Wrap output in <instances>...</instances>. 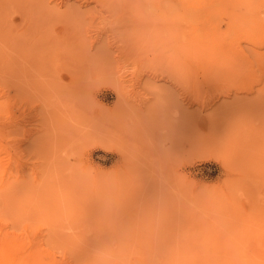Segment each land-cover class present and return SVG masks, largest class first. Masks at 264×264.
<instances>
[{"label": "rangeland", "instance_id": "rangeland-1", "mask_svg": "<svg viewBox=\"0 0 264 264\" xmlns=\"http://www.w3.org/2000/svg\"><path fill=\"white\" fill-rule=\"evenodd\" d=\"M120 1L0 0V264H264V0Z\"/></svg>", "mask_w": 264, "mask_h": 264}, {"label": "bare ground", "instance_id": "bare-ground-1", "mask_svg": "<svg viewBox=\"0 0 264 264\" xmlns=\"http://www.w3.org/2000/svg\"><path fill=\"white\" fill-rule=\"evenodd\" d=\"M105 1H106V0H105ZM114 1H116V0H113V4H115ZM119 1H120V0H119ZM119 1L117 0V2H119ZM124 1H126V0H124ZM127 1H129V0H127ZM131 1H132V0H131ZM141 1H142V0H141ZM144 1L146 2V0H144ZM148 1L150 2L151 0H148ZM148 1H147V2H148ZM154 1L156 2V0H154ZM154 1L152 0V2H153V3L151 4V5H152V8H153ZM159 1H161V2L158 3ZM120 2H121V1H120ZM120 2H119V3H120ZM133 2H134V1H133ZM145 2H142V3L144 4ZM158 2H157L158 4H161V3H162L161 6L164 5V10L170 12L168 8H169V6H170V2H171V0H158ZM119 3H118V4H119ZM123 3H124V2H123ZM125 3H126V2H125ZM125 3H124V4H125ZM150 3H151V2H150ZM118 4H115V7H116V5H118ZM128 4H129V3H128ZM148 5H150V4H149V3H146V6H147V7H148ZM151 5H150V6H151ZM154 5H155V4H154ZM110 6H111V5H110ZM110 6H109V8H110ZM118 6H119V5H118ZM118 6H117V8H118ZM140 6H141V5H140ZM158 6H159V5H158ZM122 7H123V6H122ZM143 7H144V6H143ZM147 7H146V8H147ZM123 8H125V7H123ZM155 8H156V5H155ZM113 9H114V8H113ZM147 9H148V8H147ZM122 10H123V9H122ZM124 10H125V9H124ZM145 11H148V10H145ZM153 11H154V10H153ZM148 12H149V11H148ZM150 12H152V11L150 10ZM144 13H145V12H144ZM146 13H147V12H146ZM161 13L164 14V12H161ZM113 15H114V14H113ZM229 16H230V15H229ZM163 17H165V16L163 15ZM124 19H125V18H124ZM124 22H125V21H124ZM128 23H129V22H128ZM130 23H131V22H130ZM132 23H133V21H132ZM118 24H119V23H118ZM122 24H123V22H122ZM130 25H131V24H130ZM120 27H122V26H120ZM132 27H133V26H132ZM148 27H149V24H148ZM151 33H152V32H151ZM230 35H231V34H230ZM231 38H232V37H231ZM258 42H259V40H258ZM229 44H230V46H231L232 48H234V44L231 45V44H232V41H231V40L229 41ZM226 46H228V45H226ZM227 48H228V47H227ZM221 49L223 50L222 47H221ZM229 49H230V48H229ZM222 50H221V51H222ZM227 50H228V49H227ZM262 54H264V53H262ZM218 55H219V54H218ZM220 57H221V56H220ZM257 58H258V57H257ZM261 58H264V57H261ZM262 60H264V59H262ZM262 60H261V61H262ZM261 61H260V62H261ZM262 65H264V64H262ZM262 67H264V66H262Z\"/></svg>", "mask_w": 264, "mask_h": 264}]
</instances>
